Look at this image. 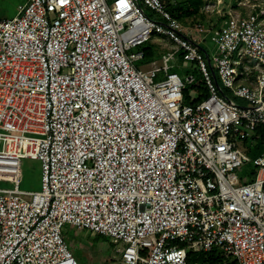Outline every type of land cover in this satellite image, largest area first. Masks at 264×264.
Instances as JSON below:
<instances>
[{
    "label": "built area",
    "instance_id": "obj_1",
    "mask_svg": "<svg viewBox=\"0 0 264 264\" xmlns=\"http://www.w3.org/2000/svg\"><path fill=\"white\" fill-rule=\"evenodd\" d=\"M154 34L162 64L137 65ZM177 55L207 88L197 102ZM261 128L264 8L205 28L162 0H27L0 16V264H79L67 225L121 243L118 264H201L188 248L264 264ZM23 158L41 162L39 191L20 188Z\"/></svg>",
    "mask_w": 264,
    "mask_h": 264
},
{
    "label": "rangeland",
    "instance_id": "obj_2",
    "mask_svg": "<svg viewBox=\"0 0 264 264\" xmlns=\"http://www.w3.org/2000/svg\"><path fill=\"white\" fill-rule=\"evenodd\" d=\"M26 1L27 0H0V16L3 18L14 17L18 13V6L24 4ZM183 1L186 0H165V4L167 6L171 4L170 9L175 10H172V13H178L177 9H182L183 12H185L187 8L184 4H181ZM214 1L216 0H213V2ZM250 1L254 2V0ZM207 3V0H202L197 12H190L189 14L183 15L182 18H177L185 25L190 26L192 23H201L205 26V28H210L213 24H218V22L221 21V19L219 20V17H222L224 12H226V10L233 5L232 2L223 1L220 4H217L218 6L215 7L214 10H211L210 7H207ZM257 4L264 5V0H259ZM199 38L196 39H198L200 46L207 51V54L210 57H212L215 52V44L211 41L210 36L208 34H200ZM167 46H169L168 42L162 40L160 35L154 34L152 38L142 46V48L144 49L148 47L152 51V59H156L160 64H162V57L164 53H167ZM151 60L147 58L146 60L139 61L137 65L145 66ZM171 63L175 64V70L183 77L188 73L193 74L195 78L194 85H198L200 83L201 77L198 72L194 70L193 62L185 61L182 56L177 55L171 60ZM193 86L188 87L189 96L192 98L197 96L196 89ZM221 87L237 103H246L245 100L234 97L229 89L223 87L222 85ZM261 149L262 146L259 144L255 146L253 152L249 155L254 157L260 153ZM21 167V190L39 191L41 189V162L38 159L23 158ZM252 169H254V166L251 163H247L245 166L237 170L238 175L242 179V183L248 181L249 177L247 170ZM11 186L12 184L10 182H0V187L2 188H9ZM64 232L66 234L65 237L69 248L79 264L119 263L118 259L121 256L119 248L122 245L121 243H116L106 236L100 237V235L86 230H78L70 225L65 227ZM188 251H192V249L188 248Z\"/></svg>",
    "mask_w": 264,
    "mask_h": 264
},
{
    "label": "trees",
    "instance_id": "obj_3",
    "mask_svg": "<svg viewBox=\"0 0 264 264\" xmlns=\"http://www.w3.org/2000/svg\"><path fill=\"white\" fill-rule=\"evenodd\" d=\"M202 0H186L183 1L181 4H184V6L187 8L185 12H183L182 9H177L178 13H173L176 17L182 18L183 15L189 14L190 12H197L199 9V5L201 4ZM171 4L168 5V8L170 9ZM171 12L173 9H170ZM182 10V11H181ZM175 11V10H173ZM146 52L147 58L152 57V51L146 47L144 48ZM193 86V85H192ZM194 88L198 90L200 93L201 97L206 96L207 91L206 88L204 87V83L200 82L198 85H194ZM187 90L185 91V102L186 103H191V100L187 94ZM103 235H100V237ZM189 263H195L199 262L201 264H237L236 260L234 257L226 255L222 250L218 248H213L209 251H189L188 252V258H187Z\"/></svg>",
    "mask_w": 264,
    "mask_h": 264
},
{
    "label": "crops",
    "instance_id": "obj_4",
    "mask_svg": "<svg viewBox=\"0 0 264 264\" xmlns=\"http://www.w3.org/2000/svg\"><path fill=\"white\" fill-rule=\"evenodd\" d=\"M164 3H165V0H162ZM208 2H210V1H212L213 2V0H207ZM259 1V0H258ZM258 1H256V0H254V2H252V1H250V0H242V1H240V0H229V1H225V2H232L233 3V5L231 6V7H229L227 10H226V12H224V15L222 16V17H219V20L221 19V21L220 22H218V24H213L210 28H212V27H216V26H218V25H220V24H222V21L225 19V18H227L228 16H229V12L230 11H233L234 13H238V14H241V15H246L247 13H249V12H255V13H258V11L261 9V8H264V5H258L257 3H258ZM215 2V1H214ZM26 3V2H25ZM24 3V4H25ZM166 5V4H165ZM166 7H167V9L169 10V8H168V6L166 5ZM217 7V6H216ZM214 10V9H213ZM170 11V10H169ZM219 11H221V10H219ZM171 12V11H170ZM172 13V12H171ZM173 14V13H172ZM173 16L174 17H176L174 14H173ZM177 18V17H176ZM178 19V18H177ZM193 24V23H192ZM143 50H145V49H143ZM148 59H152V57L151 58H148ZM152 60H154V59H152ZM151 60V61H152ZM249 64L250 65H252L253 64V62L252 61H249ZM149 66V63H147L145 66H143V67H148ZM256 71H252L251 72V78H250V80H245V81H243V83H248V81H251V80H255V77H256ZM200 82H202V80L200 81ZM203 83V82H202ZM194 85V84H193ZM204 87L206 88V86L204 85ZM196 89V88H195ZM188 91V90H187ZM206 91H207V88H206ZM196 92H197V96L196 97H194V98H192L191 96H189V92H187V94H188V96H189V98H190V100H192L193 102H197V101H199V100H201L202 98H204V97H206L207 96V94H208V91H207V94H206V96H204V97H201L200 96V93L198 92V90L196 89ZM260 132H262V134H264V128H261L260 129ZM260 144V143H259ZM258 144V145H259ZM253 152V150H251V151H247V153L248 154H250V153H252ZM65 233V232H64ZM66 235V234H65ZM66 238V237H65Z\"/></svg>",
    "mask_w": 264,
    "mask_h": 264
}]
</instances>
